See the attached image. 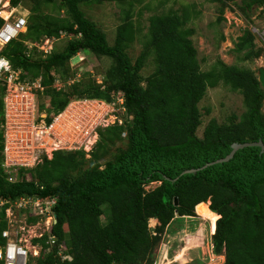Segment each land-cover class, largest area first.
<instances>
[{
	"label": "trees",
	"instance_id": "trees-1",
	"mask_svg": "<svg viewBox=\"0 0 264 264\" xmlns=\"http://www.w3.org/2000/svg\"><path fill=\"white\" fill-rule=\"evenodd\" d=\"M102 1L131 5L137 0H10L12 6L29 3L30 15L26 33L8 44L0 56L21 69L23 78L42 77L48 113L56 115L72 100L111 103V95L121 93L123 108L131 118L126 126L100 129L89 160L83 151H55L50 160L43 156L28 172V182L23 169H18L21 180L13 183L0 171V201L55 199L56 223L50 232L56 244L50 246L46 237L34 240L42 245L35 264H156L154 251L170 224L175 218L194 217L207 202L209 213L217 218L210 237L213 252L223 253V264H264V152L258 147L242 148L228 162L183 174L223 159L234 143L264 144V89L255 72L221 60L203 72L191 40L193 29L186 27V11L149 17L142 50L132 62L126 50L137 32L130 10L109 45L106 34L80 9V5ZM212 1L219 4L218 23L231 5L249 22L248 14L264 6V0ZM56 2L63 15L48 12V6ZM60 32L73 39H65L63 49L54 46L45 58L25 45L58 39ZM79 52L111 60L104 86L96 85L88 75L69 88L54 90L55 73L67 77L69 60ZM234 52L242 55L241 62L262 55L255 50L249 31L234 43ZM149 58L153 71L143 78L140 73ZM219 85L241 96L243 112L232 114L222 124L210 119L200 138L196 135L202 124L198 104L209 88ZM2 92L3 88L0 123ZM122 141L125 147H116ZM1 144L0 133V148ZM153 183L158 186L145 189ZM105 212L108 215L102 222ZM149 221H156L153 230ZM6 227L3 209L0 245L5 243L1 232ZM59 253L69 255L71 261L62 260Z\"/></svg>",
	"mask_w": 264,
	"mask_h": 264
},
{
	"label": "rangeland",
	"instance_id": "rangeland-1",
	"mask_svg": "<svg viewBox=\"0 0 264 264\" xmlns=\"http://www.w3.org/2000/svg\"><path fill=\"white\" fill-rule=\"evenodd\" d=\"M229 4L231 5V2ZM23 5L30 12L31 5L29 3H23ZM58 6L59 3L57 2L55 6H48V12L52 16L63 15L62 11H58ZM80 9L86 18L94 22L106 34L109 45L113 44L116 28L123 22L124 14L130 10L131 20L137 32L135 41L126 50L132 62L135 61L142 50V36L148 29V18L168 13L172 10L173 12L182 13L186 11L188 13L189 21L186 27L193 29L191 40L197 51V59L203 72L208 71L217 60H221L226 65H237L238 67L251 69L255 72L256 76L258 75V69L264 68V6L248 14L251 17V23L245 21L238 9L233 5L225 9L222 16L223 20L218 23L219 4L212 0H137L131 5L102 1V3L80 5ZM244 31H249L253 35L255 50H261L262 52L260 58L241 62L239 59L242 55L234 52V43L238 41V38L241 37ZM65 43L66 40L60 39L55 41L53 45H55V48L59 47L63 49ZM51 47L54 50L52 45ZM111 64L112 62L108 58H96L87 53L84 63L70 62L69 70L71 73H76L74 76H71V73L67 77L64 74L55 73L56 80L52 87L56 91H61L65 87L69 88L72 82L86 80L88 75L90 78H94L96 85L103 87L105 73ZM152 71V59L149 58L140 74L145 78ZM111 96V104H115L116 93ZM48 101L49 98L44 97L41 103ZM73 103L75 102H70V105ZM111 104L102 105V110H97L94 102L85 104L86 110L81 108V106L72 108L68 104L66 106L65 113L68 115V118H63L62 126L71 130L68 138L72 140L71 143L74 142L79 146L81 145L82 147L79 150L85 152L86 155H89L94 150V144L99 137L97 133L101 128L112 124L115 118L119 120V124H124L125 126L131 119L126 115L124 110H119L116 105L113 106ZM198 107L202 115V124L198 127L196 135L200 138L202 137L204 126L210 119H215L218 123L222 124L232 114L239 115L243 112L241 96L224 85H219L213 89L209 88L204 98L198 104ZM262 111L264 113V101ZM116 113L118 114L114 115ZM124 121L126 122L124 123ZM90 130L93 131L88 134ZM63 145H66L63 148L70 147L68 143ZM116 147L124 148L125 142L118 143ZM40 152H44L42 156H47V160H50L48 158H51V150L38 151V153ZM85 159L89 160V157L85 156ZM157 186V183H153L146 186L145 189L151 190ZM16 203L13 201L7 205H0V211L5 208L12 209L9 216L5 214L6 224L11 227L10 230L13 229L15 232H18L20 227H25V230L21 233L28 240L36 239L35 236L46 234L47 225H45V220L43 218L32 219L27 213L24 214L22 210H17L18 203ZM198 213L200 217L195 213L194 217L191 218H175L170 224L162 237L160 245L154 251L156 264H169L167 261L162 262L161 257L165 252H167L168 260H174L170 264H223V258L219 260L215 259L210 263V259L213 256L218 258L213 252L210 240V226L213 220L217 218L210 213L209 216H206L202 213L201 208L198 209ZM107 215L108 212H105L101 219L102 222L106 221ZM155 225V223L148 222V226L152 230ZM175 256L176 260L174 259ZM219 256L223 257V253L221 252ZM36 258L30 256L29 264H35Z\"/></svg>",
	"mask_w": 264,
	"mask_h": 264
},
{
	"label": "built area",
	"instance_id": "built-area-1",
	"mask_svg": "<svg viewBox=\"0 0 264 264\" xmlns=\"http://www.w3.org/2000/svg\"><path fill=\"white\" fill-rule=\"evenodd\" d=\"M29 15V10L22 3L12 6L10 0H0V53L10 42L16 41L20 35L26 33ZM55 41V38H45L37 44L27 42L25 45L28 51L36 50V53L42 54V58H45L52 52L51 45L54 47ZM27 57H29L28 53ZM23 77L24 72L21 69L13 68L6 57L0 56V89L3 88L1 93L3 110L0 123V132L2 133L0 169L7 175V179L11 183L18 180L17 169L32 168L41 161L44 152L38 153V151L51 150L52 154L57 150H76L82 147L77 143H71L72 140L68 138L71 130L62 126L63 118H68L65 113L66 108L56 115L48 114L46 109L49 106V101L41 103L45 97L42 78ZM90 102L78 101L72 105L69 103V105L71 108L81 106L86 110L85 104ZM117 103H122V101ZM94 104H96L97 110H102V105H105L98 102H94ZM92 131L90 130L88 134ZM67 143L70 147L63 148L66 146L63 144ZM11 202L13 201H0V205H7ZM15 202L18 203L16 209L22 210L31 218H43L47 225L46 232L49 233L52 225L55 224V215L52 211L55 200L22 197ZM11 212V208L5 209L6 216H9ZM10 229L11 227L7 226L1 232L5 243L0 245V264H28L30 256L38 257L39 247L32 244L33 239L28 240L21 233L25 227H20L18 232ZM40 237L42 235L35 236L36 239ZM50 243L55 244V238L52 236H50ZM58 255L61 256V253ZM215 257L210 259V263L215 259L223 258ZM62 258L69 260L68 256Z\"/></svg>",
	"mask_w": 264,
	"mask_h": 264
},
{
	"label": "clouds",
	"instance_id": "clouds-1",
	"mask_svg": "<svg viewBox=\"0 0 264 264\" xmlns=\"http://www.w3.org/2000/svg\"><path fill=\"white\" fill-rule=\"evenodd\" d=\"M20 37V36H19ZM80 37V35H78L77 36V38H79ZM60 39H67V40H72L73 39V37H68L67 35H65L63 32H60V34H59V38L58 39H56V41H58V40H60ZM18 40V39H17ZM11 43V42H10ZM9 43V44H10ZM55 46V45H54ZM85 60H86V53H84V52H79V53H77L76 55H74L70 60H69V65H70V62H72V63H79V64H82V63H84L85 62ZM258 72V71H257ZM78 76V75H77ZM76 76V77H77ZM258 76V75H257ZM79 77V76H78ZM38 78V77H37ZM42 78V77H41ZM93 80H94V78L93 77H91ZM79 81V80H78ZM78 81H76V82H78ZM55 82V81H54ZM73 83H75V82H72V84ZM95 83H96V81H95ZM72 84H70V85H72ZM116 95H117V98H116V103L115 104H111V103H107V102H105V101H102V100H98V99H80V100H72L71 102H78V101H91V102H98V103H103V104H105V105H109V104H111V105H116L117 107H118V109L120 110H124L125 111V109L123 108V104H124V99H123V95L121 94V93H116ZM122 101V103H117V102H119V101ZM70 103V102H69ZM69 103H68V105H69ZM48 104H49V106L47 107V109H49L50 108V103L48 102ZM66 108V107H65ZM64 108V109H65ZM47 109H46V111H47ZM64 109L63 110H61L60 112H62V111H64ZM60 112H58V113H60ZM52 113V112H51ZM57 113V114H58ZM48 114H50V113H48ZM118 113H116L115 115H117ZM126 121H124V123H125ZM115 125H117V126H124V124L123 125H121V124H119V120L118 119H114V122H112V124H108V126H106V127H110V126H115ZM106 127H103V128H101V129H104V128H106ZM1 133V132H0ZM97 134H99V132L97 133ZM125 136V134H122V137H124ZM1 139H2V133H1ZM95 144H96V142H95ZM94 144V145H95ZM57 151H60V150H57ZM63 151H80L79 149H76V150H66V149H63ZM53 154V153H52ZM52 154H51V158H52ZM90 154V153H89ZM85 156H87V157H90L89 155H86V153H85ZM43 157V156H42ZM45 157H47V156H45ZM51 158H48V159H51ZM43 160H42V158H41V161L40 162H38L34 167H32V168H19V169H23L25 172H27V173H25L24 175V179H25V181H30V179H31V177H30V174L28 173L29 171H31V170H33L36 166H38L41 162H42ZM0 171L5 175V177H7V175L0 169ZM17 181H19V180H21L20 179V176H19V173H18V169H17ZM7 181H8V179H7ZM16 181V182H17ZM27 198H31V197H27ZM34 198V197H33ZM20 199V198H19ZM18 200V199H17ZM47 200H51V199H47ZM52 200H55V199H52ZM15 201V200H14ZM202 204V203H201ZM207 204L209 205V202H207ZM6 209V208H5ZM5 209H4V212H5ZM6 214V213H5ZM55 215V214H54ZM32 219H34V218H32ZM55 221H56V217H55ZM56 223V222H55ZM53 226V225H52ZM46 234H43L42 235V237H40V238H37V239H33L32 240V244L34 245V246H37V247H39V255H38V257L40 256V253H41V249H42V245L41 244H34L33 243V241L34 240H39V239H42L43 237H46L47 238V243L50 245V246H54L55 244H56V239H55V244H51L50 243V236H52L53 237V235L51 234V232L49 231V233H47V232H45ZM50 235V236H49ZM53 238H55V237H53ZM65 256H68L69 257V260L68 259H63L62 257H65ZM217 256H219V255H217ZM37 257V258H38ZM60 258H62V260H64V261H71V257L69 256V255H63L62 253H61V256H59ZM30 258V257H29ZM223 259H224V256H223ZM28 264H29V261H28Z\"/></svg>",
	"mask_w": 264,
	"mask_h": 264
},
{
	"label": "water",
	"instance_id": "water-1",
	"mask_svg": "<svg viewBox=\"0 0 264 264\" xmlns=\"http://www.w3.org/2000/svg\"><path fill=\"white\" fill-rule=\"evenodd\" d=\"M257 79H258V82L261 84L262 88L264 89V68H259L258 69ZM246 147H258V148L261 149V152H264V144L261 141L251 142V143H243V144L234 143V144L231 145V152L226 157H224L223 159H219V160H217V161H215L213 163L206 164L205 166H203L200 169L186 170V171L183 172V174H195L199 170L205 169L208 166H211V165H214V164L228 162L229 160L232 159V157L234 156L236 151H238L239 149H242V148H246ZM176 204H177V202L175 201V205Z\"/></svg>",
	"mask_w": 264,
	"mask_h": 264
},
{
	"label": "bare ground",
	"instance_id": "bare-ground-1",
	"mask_svg": "<svg viewBox=\"0 0 264 264\" xmlns=\"http://www.w3.org/2000/svg\"><path fill=\"white\" fill-rule=\"evenodd\" d=\"M207 204V203H206ZM202 209V213L205 214L206 216H209V212H208V204L204 207V208H201ZM197 215L199 216V213H197ZM200 217V216H199ZM215 219V218H214ZM215 222H216V219L213 220V223L211 224L210 226V232H211V235L214 234L215 232Z\"/></svg>",
	"mask_w": 264,
	"mask_h": 264
},
{
	"label": "crops",
	"instance_id": "crops-1",
	"mask_svg": "<svg viewBox=\"0 0 264 264\" xmlns=\"http://www.w3.org/2000/svg\"><path fill=\"white\" fill-rule=\"evenodd\" d=\"M203 204V203H202ZM156 224V221L154 222ZM162 258V262L164 263V261H167V263H172L174 262V260L171 262L170 260H168V256H167V252H165V254L161 257ZM176 258V256L174 257V259ZM176 260V259H175Z\"/></svg>",
	"mask_w": 264,
	"mask_h": 264
}]
</instances>
